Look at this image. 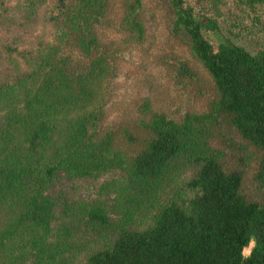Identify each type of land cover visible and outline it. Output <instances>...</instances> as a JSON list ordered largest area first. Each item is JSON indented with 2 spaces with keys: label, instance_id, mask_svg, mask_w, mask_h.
Instances as JSON below:
<instances>
[{
  "label": "trees",
  "instance_id": "1",
  "mask_svg": "<svg viewBox=\"0 0 264 264\" xmlns=\"http://www.w3.org/2000/svg\"><path fill=\"white\" fill-rule=\"evenodd\" d=\"M19 3L54 32L0 81V264H264V49L212 47L201 30L215 20L184 0ZM114 6L120 47L98 30ZM155 14L205 71L208 105L145 102L132 122L103 125L121 59ZM168 62L177 83L196 74L184 56ZM81 178L101 180L91 197L69 196L64 185ZM183 187L187 210L175 202Z\"/></svg>",
  "mask_w": 264,
  "mask_h": 264
},
{
  "label": "rangeland",
  "instance_id": "2",
  "mask_svg": "<svg viewBox=\"0 0 264 264\" xmlns=\"http://www.w3.org/2000/svg\"><path fill=\"white\" fill-rule=\"evenodd\" d=\"M20 0H0V81L6 76L27 70L28 67L19 51L31 47L39 39L49 40L53 37L54 27L45 23L40 17V10L27 15V10ZM55 0H44L48 6ZM192 8L198 19L210 17L215 20V28L202 27L203 36L212 47L227 38L243 46L253 53L264 49V0H184ZM153 7V5L151 6ZM18 15H26L21 19ZM111 23L99 25L98 30L105 41L120 47L121 30L117 27V8L109 12ZM164 16L155 14L146 20L148 34L141 46L131 49L128 59H121L118 87L114 96L105 101L101 109L103 125L111 123H130L135 118L139 105L145 102L165 110L202 111L208 105L211 83L200 64L192 58L186 49L175 39L167 35L163 23ZM21 20L26 25L25 30L13 21ZM184 56L196 68V74L182 83L173 81L171 66L168 60L171 56ZM251 154V152H249ZM249 160V159H248ZM101 178H81L73 182V187L64 185L69 196L78 198L91 197ZM191 190L183 187L175 194V202L187 210ZM140 222L138 225H143ZM251 245L243 248L247 254ZM83 255H79L74 264H79Z\"/></svg>",
  "mask_w": 264,
  "mask_h": 264
},
{
  "label": "clouds",
  "instance_id": "3",
  "mask_svg": "<svg viewBox=\"0 0 264 264\" xmlns=\"http://www.w3.org/2000/svg\"><path fill=\"white\" fill-rule=\"evenodd\" d=\"M254 243H255L254 240H250V241H249V244H250L251 246H253V247H254ZM243 258H244V259L249 258V254H243Z\"/></svg>",
  "mask_w": 264,
  "mask_h": 264
}]
</instances>
